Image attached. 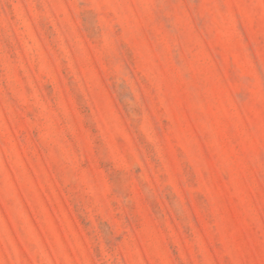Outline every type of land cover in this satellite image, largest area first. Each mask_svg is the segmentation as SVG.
I'll use <instances>...</instances> for the list:
<instances>
[{
  "label": "rangeland",
  "instance_id": "rangeland-1",
  "mask_svg": "<svg viewBox=\"0 0 264 264\" xmlns=\"http://www.w3.org/2000/svg\"><path fill=\"white\" fill-rule=\"evenodd\" d=\"M0 264H264V0H0Z\"/></svg>",
  "mask_w": 264,
  "mask_h": 264
}]
</instances>
